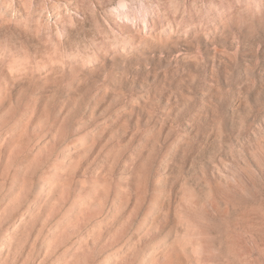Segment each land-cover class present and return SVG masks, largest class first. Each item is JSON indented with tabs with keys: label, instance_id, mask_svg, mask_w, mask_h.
Returning a JSON list of instances; mask_svg holds the SVG:
<instances>
[{
	"label": "rangeland",
	"instance_id": "374dc122",
	"mask_svg": "<svg viewBox=\"0 0 264 264\" xmlns=\"http://www.w3.org/2000/svg\"><path fill=\"white\" fill-rule=\"evenodd\" d=\"M0 264H264V0H0Z\"/></svg>",
	"mask_w": 264,
	"mask_h": 264
}]
</instances>
